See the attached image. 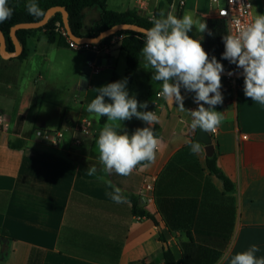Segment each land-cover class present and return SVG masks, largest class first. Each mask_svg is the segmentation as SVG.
<instances>
[{"label":"crops","instance_id":"1","mask_svg":"<svg viewBox=\"0 0 264 264\" xmlns=\"http://www.w3.org/2000/svg\"><path fill=\"white\" fill-rule=\"evenodd\" d=\"M252 2L255 16L264 14V0ZM169 12L177 16L178 10ZM181 12L207 24L214 9L208 0H188ZM89 13L96 21L100 17L98 9L86 10L85 26ZM205 32L193 26L188 34L202 37L203 46ZM27 47L25 59L0 54V264H167L165 245L175 264H227L223 257L251 244L264 257V105L245 97L235 80L222 79L223 103L215 110L223 121L213 141L214 155L208 156L203 143L193 154L190 142H196L198 129H191L187 110L198 107L195 94L181 91L183 112L158 98L161 85L142 57L132 96L148 104L138 110H156L159 117L155 161L129 176L88 179L83 167L102 168L96 140L104 125L101 117L88 116L93 113L87 106L98 88L111 82L123 51L113 48L101 58L106 64L93 69L88 54L84 58L68 43H50L44 31L29 36ZM83 119L92 122L89 135L75 130ZM145 126L133 117L122 122L121 131L131 135ZM36 129H63L65 138L52 147L34 136ZM16 140L25 145L11 147ZM75 158L91 162L83 165ZM210 158L233 190L210 171ZM106 180L126 198L141 197L153 219L135 216L128 198V203H115ZM148 184L153 190L145 200L141 191Z\"/></svg>","mask_w":264,"mask_h":264},{"label":"clouds","instance_id":"2","mask_svg":"<svg viewBox=\"0 0 264 264\" xmlns=\"http://www.w3.org/2000/svg\"><path fill=\"white\" fill-rule=\"evenodd\" d=\"M25 7L30 15H43L37 0H28ZM13 11L8 0H0V23L10 19ZM151 24L152 27L144 33L141 55L154 69L152 79L161 85L158 95L178 105L183 112L186 111L185 96L181 89L194 93L193 99L198 107L187 110L191 116V129L214 132L223 121L215 106L223 103L221 73L224 65L215 56L209 58L202 46V37L194 39L188 34L193 26L197 32H205L207 24L190 14L177 17L171 12L165 14L163 10L158 16L151 17ZM222 39V59L243 70L245 97L264 105V14H257L250 24L234 34L224 35ZM127 83L125 78L99 87L98 95L87 106L89 113L107 118L96 140L98 161L105 175L129 176L137 167H149L156 158L159 139L154 134V127L159 123V117L155 111L138 110L147 109L148 104L130 96ZM133 117L147 126L137 128L131 135L122 132V122ZM190 150L198 154L202 150L201 143L190 142ZM85 174L95 176L97 168L88 167ZM98 179L104 180V176ZM105 183L113 189L109 195L115 203L129 202L119 187L112 185L111 181ZM259 251L257 244H251L246 250L222 259L227 264H264V257L256 255Z\"/></svg>","mask_w":264,"mask_h":264},{"label":"trees","instance_id":"3","mask_svg":"<svg viewBox=\"0 0 264 264\" xmlns=\"http://www.w3.org/2000/svg\"><path fill=\"white\" fill-rule=\"evenodd\" d=\"M174 0H164L158 7L155 8V16H158L161 10L164 11L165 6L170 7ZM28 0H8V5L13 11L10 19L0 23V29L5 34L7 39V50L9 52L15 51V45L11 37L12 28L21 23H37L43 20L47 11L52 7H63L68 13L69 27L71 31L78 37H97L103 31L111 29L112 27L120 24H131L148 29L152 27L151 20L139 16L135 9H127L126 11H114L109 9L107 0H37L39 7L43 10V15L33 16L30 15L25 7ZM88 9H98L100 17L95 26L86 28L85 26V11ZM182 10H178L177 17H182ZM165 12V11H164ZM167 14V12H165ZM60 28L66 30L62 13L54 14L43 27L36 29H20L17 31V37L23 47L19 59H25L29 55L27 47V38L38 31H44L50 43H57L64 45L67 43L66 39L62 36ZM209 32L212 34L209 35ZM228 34V24L223 19H210L207 21V30L205 32V43L203 48L209 54V58L215 56L224 65V71H237L234 64L229 63L228 60L222 59L224 52V43L222 37ZM118 35H125L122 40L120 49L126 54L127 72L126 76L130 81L134 79L136 71L139 69L140 61L142 58L141 49L144 46V33L126 30L120 31L112 36L103 38L99 45L104 46ZM225 77L222 76V79ZM120 80L119 75L114 72L111 82ZM238 85L243 89V77L235 79ZM110 82V83H111ZM183 92L184 89H181ZM107 100V98H106ZM107 122L106 117L100 118V123L104 125ZM155 134V133H154ZM24 141L16 140L11 141L10 146L13 148L23 147ZM71 158L73 156H66ZM81 164H87L90 160L85 161L81 158H75ZM208 166L212 173L217 175L225 185L226 190L231 191L234 189L233 183L230 179L220 170L216 164L215 158L208 160ZM87 168L83 167L82 172L84 177L88 179L98 178L104 176L109 179V175H105L101 169L97 170L95 176H87L85 174ZM127 198L132 203V212L139 218L153 219V216L145 209L144 202L141 197L134 194H127ZM161 241L165 244L167 241L163 235L160 236ZM164 259L167 264H175V257L172 251L165 245L164 246Z\"/></svg>","mask_w":264,"mask_h":264},{"label":"built area","instance_id":"4","mask_svg":"<svg viewBox=\"0 0 264 264\" xmlns=\"http://www.w3.org/2000/svg\"><path fill=\"white\" fill-rule=\"evenodd\" d=\"M211 7H213V18L212 19H223L228 24V34L236 33L241 28L250 24L254 18V5L252 0H208ZM188 4V0H174L171 9L182 10ZM155 8L156 2L155 0H135L134 9L136 13L141 16L151 20V17L155 16ZM60 32L62 36L66 39L68 46L71 49H74L83 53H94L96 55V60L98 58H102L107 56L113 48L120 46L122 40L125 38V35L115 36L107 45L100 46L99 43H77L73 41L68 32L60 28ZM96 60H88L87 65L91 68H99L101 65L97 64ZM235 66V70L239 71L242 69H238ZM227 82H232L235 78L227 76L224 78ZM236 81V80H235ZM224 88V87H222ZM158 98H162L157 95ZM156 112V110H154ZM157 114V112H156ZM75 130L77 132L83 133L85 135L91 134L92 130V122L88 119H83L76 126ZM218 134V130L216 129L214 132H211L213 141L215 140ZM34 136L39 139L41 142L46 143L52 147H59L65 138V131L63 129L50 131L43 129H36L34 131ZM153 186L148 184L141 191V195L144 196V199L147 200V192L152 191Z\"/></svg>","mask_w":264,"mask_h":264},{"label":"water","instance_id":"5","mask_svg":"<svg viewBox=\"0 0 264 264\" xmlns=\"http://www.w3.org/2000/svg\"><path fill=\"white\" fill-rule=\"evenodd\" d=\"M62 13L63 15V22L66 28V31L68 32L70 38L77 42V43H93V44H97L100 43V41L103 38L112 36L120 31H126V30H132V31H137V32H141V33H145V31L147 29L142 28L140 26H136V25H131V24H120V25H116L114 27H112L111 29H108L106 31H103L102 33H100L99 36L97 37H78L76 36L70 29L69 27V21H68V13L67 11L60 6L57 7H52L50 8L47 13L45 14L44 18L42 21L37 22V23H21L18 24L16 26H14L12 28L11 31V37L12 40L14 42L15 45V51L14 52H9L7 50V39L5 34L2 32V30L0 29V54L3 58L5 59H9L12 57H19L23 51V47L17 37V31L20 29H36L39 27H43L44 25H46L49 21V19L56 13ZM88 60H96V55L94 53H88ZM97 64L99 65H105L106 64V60L105 59H101L98 58L96 60ZM229 73H232L231 75H229ZM221 76L227 77L230 76L232 78H240L243 77V70H239V71H224L221 73ZM196 141H199L200 143H203L206 146V151L209 157H212L214 155V144H213V138L212 135L208 132H204L202 129H198V134H197V138Z\"/></svg>","mask_w":264,"mask_h":264},{"label":"rangeland","instance_id":"6","mask_svg":"<svg viewBox=\"0 0 264 264\" xmlns=\"http://www.w3.org/2000/svg\"><path fill=\"white\" fill-rule=\"evenodd\" d=\"M164 0H155L156 2V7H158L160 5L161 2H163ZM134 2L135 0H107L108 3V7L111 10L114 11H125L129 8H133L134 7ZM165 12H169L170 11V7H168L167 5L164 8ZM98 17L95 16V14L93 13H89L86 19V26L91 28L93 26H95V24L98 22L96 21ZM120 59L117 61L116 64V73L119 75L120 80H123L125 78H127V90L129 92V95L132 96V81H130L128 79V77L126 76V72H127V62H126V55L124 52L120 51ZM84 58H87V54L84 53ZM137 88V86H136ZM81 99V98H80ZM90 118H92L93 120L95 119L96 121L99 120V117H97L96 115L93 114H89L88 115ZM127 132V131H126Z\"/></svg>","mask_w":264,"mask_h":264}]
</instances>
